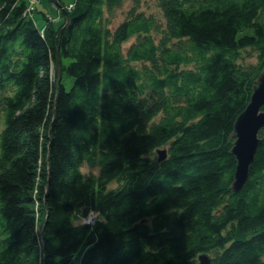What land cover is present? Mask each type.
I'll use <instances>...</instances> for the list:
<instances>
[{
  "label": "trees",
  "instance_id": "trees-1",
  "mask_svg": "<svg viewBox=\"0 0 264 264\" xmlns=\"http://www.w3.org/2000/svg\"><path fill=\"white\" fill-rule=\"evenodd\" d=\"M40 1L0 0V264H264V130L241 192L231 154L264 0H158L165 27L115 31L126 0H50L39 28Z\"/></svg>",
  "mask_w": 264,
  "mask_h": 264
},
{
  "label": "water",
  "instance_id": "water-1",
  "mask_svg": "<svg viewBox=\"0 0 264 264\" xmlns=\"http://www.w3.org/2000/svg\"><path fill=\"white\" fill-rule=\"evenodd\" d=\"M264 130V71L254 82L253 94L246 109L236 120L232 138H235L231 154L236 159V169L232 189L241 192L247 184L256 153L262 139L260 133ZM159 161L167 158V151L160 150ZM213 259L208 254L198 257V264H212Z\"/></svg>",
  "mask_w": 264,
  "mask_h": 264
},
{
  "label": "rangeland",
  "instance_id": "rangeland-1",
  "mask_svg": "<svg viewBox=\"0 0 264 264\" xmlns=\"http://www.w3.org/2000/svg\"><path fill=\"white\" fill-rule=\"evenodd\" d=\"M61 1L65 5H71L76 0H61ZM132 9H136V12L143 13L148 17L154 18L160 27L166 26V22L162 14V11L159 7L158 0H126L123 6L120 9L116 10L115 12V19L113 23H111L110 25L112 31H115L118 28V26L122 24L126 20V18H128V14ZM44 15L53 18L55 20L54 23L62 21L59 11L54 6V3H52L50 0H41L40 4H38L37 6V11L34 14V20L39 28L44 27L47 24ZM136 41H137L136 37L131 38V40L128 43H126V45L124 46V53H126L128 47H130V45H132L133 43H136ZM241 53H242L241 57L238 61L239 64L243 66H249L252 64L254 65L258 62L257 54L251 48L249 49L246 48ZM143 64H147V63L143 62ZM137 65L140 66L141 64H137ZM62 78L67 88L70 89L74 84V78L67 75L66 73L63 74ZM2 128H3V118L0 109V131L2 130ZM157 154L156 156H158ZM82 170L85 175L99 174V170L97 168H90L87 164L83 167ZM116 186L117 183L114 182L111 185V188H115ZM90 215L93 220L96 216H98V214L95 212H92Z\"/></svg>",
  "mask_w": 264,
  "mask_h": 264
},
{
  "label": "bare ground",
  "instance_id": "bare-ground-1",
  "mask_svg": "<svg viewBox=\"0 0 264 264\" xmlns=\"http://www.w3.org/2000/svg\"><path fill=\"white\" fill-rule=\"evenodd\" d=\"M89 220H92L93 221L92 217H90ZM38 241H40V238H38ZM39 243L41 245L42 244V241H40Z\"/></svg>",
  "mask_w": 264,
  "mask_h": 264
},
{
  "label": "built area",
  "instance_id": "built-area-1",
  "mask_svg": "<svg viewBox=\"0 0 264 264\" xmlns=\"http://www.w3.org/2000/svg\"><path fill=\"white\" fill-rule=\"evenodd\" d=\"M36 2V0H32V3Z\"/></svg>",
  "mask_w": 264,
  "mask_h": 264
}]
</instances>
